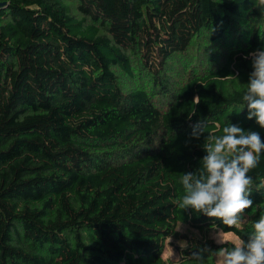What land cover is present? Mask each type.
<instances>
[{"label":"trees","instance_id":"obj_1","mask_svg":"<svg viewBox=\"0 0 264 264\" xmlns=\"http://www.w3.org/2000/svg\"><path fill=\"white\" fill-rule=\"evenodd\" d=\"M0 1V264H192L164 258L166 240L183 257L229 246L215 226L247 241L264 153L246 223L179 202L206 155L194 125L264 142L242 100L264 48L259 0Z\"/></svg>","mask_w":264,"mask_h":264},{"label":"clouds","instance_id":"obj_2","mask_svg":"<svg viewBox=\"0 0 264 264\" xmlns=\"http://www.w3.org/2000/svg\"><path fill=\"white\" fill-rule=\"evenodd\" d=\"M259 5L264 9V0H259ZM249 56L253 71L245 84L243 109L247 108L248 120L255 118L256 124L264 129V48L249 53ZM199 102L200 97L196 96L193 103ZM208 125L209 121L203 126L200 123L193 126L191 135L196 139L207 132L203 144L206 155L196 173L182 174L181 183L186 194L179 207L217 218L232 229L246 223L245 210L253 208L254 202L249 198L253 178L249 172L259 165L264 142L259 132L245 131L236 124L224 126L221 135L208 132ZM216 128L220 129V125ZM252 229L247 241L235 232L220 230L214 237L216 243L229 246L215 251L204 248L191 257L176 259L186 258L192 264H208L210 259H214V264H264V212L253 221Z\"/></svg>","mask_w":264,"mask_h":264},{"label":"rangeland","instance_id":"obj_3","mask_svg":"<svg viewBox=\"0 0 264 264\" xmlns=\"http://www.w3.org/2000/svg\"><path fill=\"white\" fill-rule=\"evenodd\" d=\"M177 228L183 233H188L189 235H192V234L201 235V233L197 229L190 228V226L186 223L180 222ZM218 231L220 230L213 228L210 230L209 235L212 238H214ZM185 246H186V242H182L180 240H177L176 238L169 237L166 240L163 257L166 258L167 260L176 261L177 260L176 258L181 257V249Z\"/></svg>","mask_w":264,"mask_h":264},{"label":"water","instance_id":"obj_4","mask_svg":"<svg viewBox=\"0 0 264 264\" xmlns=\"http://www.w3.org/2000/svg\"><path fill=\"white\" fill-rule=\"evenodd\" d=\"M4 3H5L4 1H0V6L4 5Z\"/></svg>","mask_w":264,"mask_h":264}]
</instances>
